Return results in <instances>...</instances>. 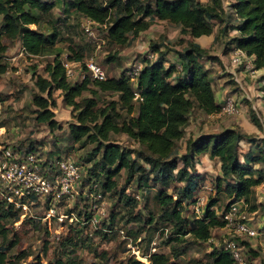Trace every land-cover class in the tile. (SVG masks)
Returning <instances> with one entry per match:
<instances>
[{
    "label": "trees",
    "instance_id": "obj_1",
    "mask_svg": "<svg viewBox=\"0 0 264 264\" xmlns=\"http://www.w3.org/2000/svg\"><path fill=\"white\" fill-rule=\"evenodd\" d=\"M66 1L82 18H90L103 25L106 37L119 45H127L130 37L137 38L148 31L156 20L176 25L183 35L190 36V47L184 50H170L168 46L171 42L153 44L150 48L153 55H158L157 59L143 60L135 81L128 76L133 67L119 77L107 76L102 81L93 79L85 66L84 49L71 47L67 60L80 63L86 72L81 82L72 83L67 76L63 54L59 52L47 64V76L37 77L36 85L42 95L35 96L33 104L38 108L37 121L54 130L58 128V123L52 109L57 105L53 96L55 91L62 92L65 105L72 108L76 117V123L70 125L71 138L75 143L86 140L97 143L93 156L101 153V159L97 163L98 170L89 169L90 179L95 178L96 171L99 175L104 174L107 190L116 188L113 179L122 170L128 172L130 179L138 175L139 184L152 175L154 181L164 185L185 182L184 187H175V197L167 190L157 195L167 220L174 224L175 237L172 240L180 243L190 235L197 241H210L215 229L225 227V222L217 213L226 212L238 201L250 205L255 190L264 182V170L254 166H264V147L259 148L258 152L249 151L241 159V142L249 141L252 144L256 141L236 129L227 128L220 133H202L191 137L186 142V153L182 156L175 153L178 143L185 137L192 113L198 111L208 116L218 115L224 104L217 101L210 71L202 64L209 56L207 48L200 43V39L214 34V21L222 22L229 18L228 14L225 15L222 0H210L209 3L201 0ZM55 7L56 3L46 0H0V73H6L8 69V65L2 63L9 50L6 41L20 42L28 57H41L53 52L63 41L55 23L45 18ZM231 8L237 19V24L232 25L237 35L229 41L230 45L234 51L240 50L253 58V71H264V0H236ZM227 29L228 23L222 28V33ZM163 47L167 50H162ZM171 52L180 67L169 60ZM108 59L114 61L112 57ZM261 78L263 81L264 74ZM99 92L118 95V101L100 109L96 99ZM86 93L93 97H84ZM136 94L140 95V99H136ZM120 109L126 112L125 118ZM118 134H125L146 148V154H138L137 158L145 157L150 165L148 170L142 169L137 160L131 159L129 150L109 142L113 135ZM24 151L32 153L36 147L31 143ZM48 155L51 156V153ZM201 156L219 160L221 175L217 178L216 188L218 192L227 193L231 201L223 211H218L215 209L218 201L211 200L203 215L200 218L197 216L192 226L188 227L183 209L185 205L194 206L200 197L195 196L200 188L199 177H194L191 171L196 170V159ZM179 160L183 163L182 167ZM88 161L91 162V159ZM257 208L252 206L251 209L255 211ZM20 219L19 211L0 202V264H43L40 259L23 262L27 254L10 255L6 251L13 250L19 240L16 237L11 239V231L5 222ZM234 240L245 247L241 239L236 237ZM248 248L250 254L259 257L249 245ZM144 257L149 258L150 264H171L169 256L157 250ZM49 264L72 263L56 259ZM130 264L142 263L133 257ZM207 264L237 263L221 242L210 253Z\"/></svg>",
    "mask_w": 264,
    "mask_h": 264
},
{
    "label": "rangeland",
    "instance_id": "obj_2",
    "mask_svg": "<svg viewBox=\"0 0 264 264\" xmlns=\"http://www.w3.org/2000/svg\"><path fill=\"white\" fill-rule=\"evenodd\" d=\"M46 1L56 3L54 10L45 18L46 21L55 23L63 41L53 52H47L41 57H28L20 42L6 41L9 50L2 63L7 64L8 69L6 73H0V145L21 147L24 151L33 143L36 147L34 152L50 162L48 165L62 158L71 159L82 166L83 175L75 189L76 198L57 204V212L68 216L67 219L62 222L57 218L48 219L49 206L37 203L31 207L25 219L5 222L11 231V239L16 237L19 240L13 250L6 251L10 255L27 254L28 257L23 260L27 263L40 259L43 264H49L54 263L56 259H63L72 264H130V259L137 257L142 264H150V261L143 257L153 253L155 248L157 252L168 255L171 264H207L216 244L211 241H197L190 235L185 236L180 243L172 240V237H175L174 224L167 220L164 208L157 200V195L164 190L175 197V187H184L185 182L164 185L154 181L152 175L139 184L138 175L130 179L128 172L122 170L113 179L116 188L107 190L104 174L99 175L96 171L95 178L90 179L89 169L98 170L97 163H100L101 159V153L93 156L97 143L89 140L75 143L71 138L70 125L76 123V117L72 108L65 105L62 92L55 91L53 96L57 105L52 109L58 123V128L54 130L37 121L38 108L33 104L34 97L42 95L36 85L37 77L47 76L46 66L59 52L63 54V59H67L71 47L83 48L85 61L94 58L108 78H111L119 77L134 65H141L143 60L155 61L158 55L152 53L150 47L153 44L171 42L168 46L170 50H184L190 47V36L183 35L176 25L156 20L151 23L149 30L139 37H130L127 45L111 42L106 37L104 28H96L97 40H93L81 28L82 16L78 15L66 0ZM235 1L222 0L225 15L228 14L229 18L222 22L214 21V34L202 38L201 45H207L204 47L207 48L209 57L204 59L202 64L210 71L216 93H223L224 100H234L239 114L208 116L198 111L193 112L185 129V137L176 148L175 153L179 156L186 153V142L191 137L194 138L201 132L220 133L227 128L236 129L256 141L252 144L249 141L241 142V159L249 151L258 152L259 148L264 147L262 78L247 67V61L235 65L230 58L234 47L229 41L237 35L232 27L237 24L231 8ZM63 3H67L66 10ZM227 23L229 29L222 33V28ZM103 39L105 44L102 45L100 40ZM162 50L167 49L163 47ZM109 57L114 58V61H108ZM168 58L180 67L173 52ZM72 70L70 81L81 82L86 75L83 67L78 66ZM84 97L93 96L86 93ZM96 99L98 108L104 109L111 102L118 101V95L99 92ZM258 100H261V103ZM119 112L126 117L125 111L120 109ZM109 142L129 150L131 159L137 160L142 169L150 168L144 156L137 158L138 154H146V148L127 135H113ZM49 152L51 156L48 155ZM178 163L180 167L183 166L181 160ZM195 165L196 170L191 173L194 177H199L200 187L195 196L204 197L206 201L201 209L202 215L211 200H217L215 209L223 211L231 199L227 193L218 192L216 188L217 178L221 175V163L218 159L201 156L196 159ZM254 166L258 170H264V166ZM252 206L258 208L254 211ZM197 216L193 206H184L183 217L188 222V227L192 226V221ZM248 216L250 225L257 234L254 237L241 238L240 241L245 245L242 254L246 264H264V189L261 185L255 190L248 207ZM212 236L218 244L232 237L222 229H215ZM248 245L259 257L249 253Z\"/></svg>",
    "mask_w": 264,
    "mask_h": 264
},
{
    "label": "built area",
    "instance_id": "obj_3",
    "mask_svg": "<svg viewBox=\"0 0 264 264\" xmlns=\"http://www.w3.org/2000/svg\"><path fill=\"white\" fill-rule=\"evenodd\" d=\"M103 27L90 18H83L81 22L82 30L93 40H97L96 28ZM100 41H102V45L105 44V40ZM22 50L25 53L23 48ZM230 58L235 65H240L245 60L247 67L254 69L253 63H248V57L240 50L234 51ZM64 66L67 69L68 78L73 75V68L81 67L80 63L67 59H64ZM85 66L93 79L102 81L107 78L104 70L95 62L94 58L86 60ZM141 69L142 64L134 65L128 72L132 81L137 79ZM261 84L264 87V80ZM136 99H140L139 94H136ZM237 114H239V110L234 100L227 99L218 115ZM48 163L50 162L42 159L35 152L26 153L16 147L0 145V201L12 206L15 211H19L22 219L26 218L31 207L37 203L49 206L48 219L57 218L62 222L68 218V216L57 212L58 205L63 201L68 202L76 198L75 189L82 179V166L67 158L59 159L50 165ZM261 187L264 189V182ZM205 204V198L200 196L193 206V210L199 218L202 216L201 209ZM248 207L249 205L244 201H238L233 203L226 212L217 213L225 222V227L221 229L232 236L229 239H224L223 243L237 264H246V262L242 254L243 247L234 238L254 237L257 234L250 225ZM210 241L218 244L214 238ZM155 252L154 248L153 253ZM143 258L149 261L148 257ZM138 260L140 259L138 258Z\"/></svg>",
    "mask_w": 264,
    "mask_h": 264
},
{
    "label": "crops",
    "instance_id": "obj_4",
    "mask_svg": "<svg viewBox=\"0 0 264 264\" xmlns=\"http://www.w3.org/2000/svg\"><path fill=\"white\" fill-rule=\"evenodd\" d=\"M201 40L202 39H200V43L201 44H203L202 42H201ZM206 45V44H205ZM205 45H202L203 47L205 46ZM207 46V45H206ZM253 63V58L252 57H248V63ZM254 72H255V74H257V75H263L264 74V71H262V70H254ZM216 92V91H215ZM220 93H222V91H220ZM216 99H217V101L219 102V103H221V104H223L224 103V98H223V93L222 94H219L218 95V93H216ZM259 101V103H261V100H258ZM261 106V105H260ZM212 116H214V115H212ZM203 132H201L200 134H202ZM208 134V133H207ZM198 136V135H197ZM207 157V156H206Z\"/></svg>",
    "mask_w": 264,
    "mask_h": 264
}]
</instances>
